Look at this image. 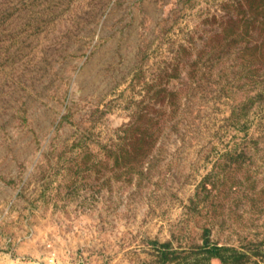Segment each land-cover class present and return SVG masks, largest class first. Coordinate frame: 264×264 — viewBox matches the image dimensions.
<instances>
[{
  "label": "rangeland",
  "instance_id": "374dc122",
  "mask_svg": "<svg viewBox=\"0 0 264 264\" xmlns=\"http://www.w3.org/2000/svg\"><path fill=\"white\" fill-rule=\"evenodd\" d=\"M264 264V0H0V264Z\"/></svg>",
  "mask_w": 264,
  "mask_h": 264
},
{
  "label": "bare ground",
  "instance_id": "6f19581e",
  "mask_svg": "<svg viewBox=\"0 0 264 264\" xmlns=\"http://www.w3.org/2000/svg\"><path fill=\"white\" fill-rule=\"evenodd\" d=\"M12 262H13V264H16V262H14L13 260H12Z\"/></svg>",
  "mask_w": 264,
  "mask_h": 264
}]
</instances>
